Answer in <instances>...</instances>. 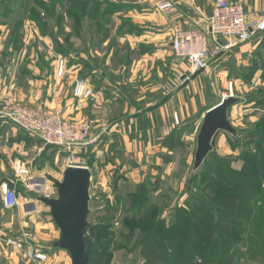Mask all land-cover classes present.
Here are the masks:
<instances>
[{
  "label": "rangeland",
  "instance_id": "1",
  "mask_svg": "<svg viewBox=\"0 0 264 264\" xmlns=\"http://www.w3.org/2000/svg\"><path fill=\"white\" fill-rule=\"evenodd\" d=\"M123 3L128 4L127 0H0V106L5 101H14L62 110L72 122L88 119L93 127L92 136L100 138L99 131H104L105 125L114 119L122 118L126 111L123 96L117 93L119 100L115 101L116 94L109 86L114 83L120 86L121 76L125 81L124 69L131 64L132 56L136 59L134 55L140 57L149 51L144 45L133 48L127 40L139 30H135L132 6H121ZM258 37L264 42V35ZM254 53L264 60V45ZM60 60L66 62L62 76L58 68ZM254 61L250 67L231 72L224 80H220L219 74V79L209 77L212 83L216 81V103L224 95L240 100L230 109L229 117L238 134L234 137L220 132L213 144L214 151L198 171H193V166L201 125L197 135L177 137L173 142L175 149L171 152L166 149L161 154L160 166L155 163L143 169L146 158L135 159L140 155L136 150L124 158L125 163L123 159L111 162L113 169L105 158L93 161L90 154L79 155L81 164L87 165L92 173L88 236L95 253L107 251L105 256L98 257L97 253V259L106 258L109 264H229L233 257L234 264H264V181L261 182L264 177L251 198L244 195L248 192L242 187L235 190L228 182L222 184L231 187L225 197L233 198L229 207L232 219L225 222L232 223L231 235L213 229L206 237L202 231L197 232L195 223L196 217L204 215L196 214L194 218L182 211L193 210V199L206 193L200 179H194L197 174H208V181L213 183L221 174L220 166L227 163L237 176L253 172L250 169L244 172V153L264 161V139L260 135L264 128L259 127L264 120V73L258 69V60ZM191 74L194 73L187 72L184 82H190ZM141 76L140 72L139 90L144 81ZM78 82H83L91 92L88 99L75 98ZM102 88L103 98L98 101ZM133 94L135 98L141 97L140 93ZM96 104L97 110L93 107ZM174 119L178 124L177 114ZM115 152L121 157L126 151L120 143ZM17 160L32 168L35 182L45 185L44 192L37 186L26 188L15 173ZM67 165V153L45 146L0 116V219L1 223L2 219L8 223L13 220L11 229L16 230L13 241L20 243L22 249L12 247L27 264H48V255L42 251L47 246L53 249L60 239L56 237L60 231L51 210L40 199L55 192ZM4 183L17 189L18 208L3 207ZM214 185L208 188V201L217 220H221L220 203L214 202ZM52 223L55 227L50 228ZM155 234L164 239L165 250L160 251L157 246L158 260L149 256L150 244L160 245L161 239L153 238ZM208 242L211 247L204 251ZM38 252L44 253L45 261H35Z\"/></svg>",
  "mask_w": 264,
  "mask_h": 264
},
{
  "label": "crops",
  "instance_id": "2",
  "mask_svg": "<svg viewBox=\"0 0 264 264\" xmlns=\"http://www.w3.org/2000/svg\"><path fill=\"white\" fill-rule=\"evenodd\" d=\"M164 1L174 4V9L169 14H163L157 9L158 3ZM233 1L244 4L246 11L253 17L259 18L264 13V0ZM127 2L133 8L131 13L135 30H139L138 33L128 36L127 40L133 48L136 45H144L149 51L140 57L134 55L136 59L132 56L131 64L124 69L127 71L125 81L121 76L120 86L115 83L109 86L116 94L115 101L119 100L117 93L124 98L126 111L123 117L106 124V129L99 131L97 136L100 138L97 142L80 153L92 155L93 161H102L105 158L106 164L109 163L113 169L111 162L123 159L122 163H125L124 158L136 150L140 155L137 154L135 159H143H140L141 156L146 158V164H142L145 169L155 163L157 166L162 165L161 154L166 151L163 143L172 134L181 133L188 138L193 136V133L197 135L202 125L201 120L207 111L217 104L216 81L212 83L211 78L219 79L220 76V80H224L231 72L235 73L241 68L251 66L254 51L258 50L262 41L257 39L258 35L247 43L233 41L229 49L222 51L219 57L212 60V65L208 69L191 74L192 78L187 83L183 77L187 76V72L192 73V70L187 62L174 56L171 49V28L175 24H180L186 30L207 31L216 0H127ZM209 38L210 48L214 49L217 44L210 36ZM219 42L223 45L229 44L226 40ZM156 61L158 64H155ZM140 72L144 80L142 87L140 86L141 90L138 89ZM116 74L119 75L118 71ZM103 90L104 88L97 95L98 101L103 98ZM134 92L140 93L141 97L135 98ZM104 103L108 101L104 100ZM93 107L99 109L98 104ZM175 114L178 117V124L174 119ZM184 130L185 133H182ZM120 143L126 151L121 157L119 152H115ZM12 221L11 219L8 223L2 219L1 223L0 219V264H27L22 254L7 243L15 239L13 235L16 230L11 229ZM49 227L55 226L52 223ZM55 233L54 230V236ZM56 235L59 239L60 234L57 232ZM42 252L48 255V264H72L69 253L64 250L56 247L51 249L47 246Z\"/></svg>",
  "mask_w": 264,
  "mask_h": 264
},
{
  "label": "built area",
  "instance_id": "3",
  "mask_svg": "<svg viewBox=\"0 0 264 264\" xmlns=\"http://www.w3.org/2000/svg\"><path fill=\"white\" fill-rule=\"evenodd\" d=\"M157 9L163 14H169L174 9V4L169 1L159 2ZM264 34V13L259 17H253L245 9L244 4L233 0H216L213 16L209 21L207 31L201 29L186 30L180 24L171 28V48L174 56L188 63L192 73L208 69L212 60L219 57L225 49H229L233 41L238 43L250 42L254 36ZM217 44L210 48V38ZM220 40H226L229 44L223 45ZM58 68L61 76L65 72L66 62L60 60ZM83 82H78L74 89L75 98L88 99L91 92L85 89ZM233 96V95H232ZM0 116L8 118L15 126L26 134L36 138L45 146L58 148L68 154V165L88 168L79 160L80 152L97 142L92 136L93 127L88 119L81 122H72L63 115L62 110H49L44 107H30L14 101H5L0 106ZM89 169V168H88ZM15 173L27 189L37 186L44 192L45 185L35 182L33 170L30 166L17 160ZM3 207L13 210L19 207V194L17 189L2 185ZM57 188L51 195L45 198H57ZM44 198V197H41ZM17 249H22L20 243L9 240L7 242ZM27 244V240H24ZM31 256V255H30ZM44 253L35 254V261H45Z\"/></svg>",
  "mask_w": 264,
  "mask_h": 264
},
{
  "label": "water",
  "instance_id": "4",
  "mask_svg": "<svg viewBox=\"0 0 264 264\" xmlns=\"http://www.w3.org/2000/svg\"><path fill=\"white\" fill-rule=\"evenodd\" d=\"M186 76L183 77V80ZM240 100L232 95L211 107L204 116L197 136V149L193 171H198L214 151V141L220 132L237 136L238 130L229 119V111ZM92 173L88 168L70 166L63 172V179L57 183V198H41L40 201L51 210L54 223L60 231L57 249L69 253L72 264H89L90 241L86 235L90 214V188Z\"/></svg>",
  "mask_w": 264,
  "mask_h": 264
},
{
  "label": "trees",
  "instance_id": "5",
  "mask_svg": "<svg viewBox=\"0 0 264 264\" xmlns=\"http://www.w3.org/2000/svg\"><path fill=\"white\" fill-rule=\"evenodd\" d=\"M114 5H116V4H114ZM117 5H120V4H117ZM121 6L127 7L130 5L123 3V5H121ZM262 35H264V34H262ZM262 35H260V36H262ZM263 45H264V42H261V45H259V48L261 49L263 47ZM259 48H258V50H260ZM256 57H258V59ZM254 60H258V65H257L259 67L258 69H261V71H263L262 73H264V60H260V56H258L257 53H254V57L252 58L251 63L255 62ZM260 126L264 128V120L262 123L259 124V127ZM255 133L256 132L254 131L253 134H255ZM179 135H181V133L172 134L170 137H168L164 141L163 145L165 146L166 149H168L169 152H171L175 149V146L173 144V142H175L174 140L178 139L177 137H179V138L183 137V135H181V136H179ZM255 135H257V134H255ZM260 135H263L262 138L264 139V133L260 132ZM242 158H243L244 163H245L243 166L244 172L248 171V170L245 171V169L254 170L253 172H251L247 176H245L243 174L237 176L236 174L231 173V171H230L231 167L227 163L223 166H220L218 172H221V174L215 179L216 182L214 181L212 183L211 181H208V177H209L208 174L204 175V176L197 174L194 178L196 180L200 179L201 183L205 185L204 190L206 193L203 196H196L193 199V201L191 203L193 210H189V211L188 210H182V211H183V214H186L188 216H192L194 218H195L196 214L198 216L204 215V217H202V218L196 217L195 223L198 225V228H196L197 232L202 231L206 237H209L211 235V232L213 229H215L217 233H225L226 235L232 234V230H233L232 225H231L232 223L225 224L226 221H229L230 219H232V216H230L231 211H230L229 207H230V204L233 203V201L231 200L233 198H226L225 197V193H227L231 189V187L228 188V187H226V185H222V184H224L225 182H228V186L231 184L233 189H235V190H238L239 188L242 187L248 192L244 195H247L246 196L247 198H251L252 194L255 193L256 188H258V186L261 185V182L264 181L262 179L264 177V161H262L261 159L259 160L257 158V156H253L252 154L248 155L246 153L242 154ZM205 168H206V166H205ZM261 179H262V181L259 184L258 182ZM211 184H215L214 188H213V194H215L214 202L216 204L220 203L221 207L220 208L218 207V212L220 209L221 220H217L216 215L214 214L212 208L210 207L209 201H208L209 197H210L209 196L210 192L208 191V188ZM248 194H251V196ZM206 220H209V222H208L207 226H204ZM161 222H162V220H161ZM152 225H154V227L157 226V224H152ZM88 228H89V225L86 229V235L90 241V246H91L89 264H93V263H95V264H109L108 261L106 262V258H98L97 259V257H96L97 253H98V257L100 255L105 256V255H107V251L106 252H100L101 254H99V252H97V253L94 252V250H93L94 243H93L91 237L88 236ZM158 228H161V226L159 225ZM158 228H156V229H158ZM244 229H245V227H244ZM164 231L166 234L165 227H164ZM195 232L196 231H194V235H195ZM244 232H245V230H243L242 232H239L238 233L239 237H241ZM195 236L197 237V240L199 242V240H200L199 237L197 235H195ZM156 237L159 238V236H157V234H155L153 236V238H156ZM159 239H161V240H159V243H158L160 245H157V243H151L149 246V256L151 258H154L155 260L159 259V256H157V254H156V251L158 249L157 246L159 247L160 251L165 250L164 239L163 238H159ZM174 239H175V241H174L173 245H175V243H176L177 236H175ZM202 241H203V239L201 240V242ZM211 242H212V240H211ZM211 242H208L206 244L205 247L207 249H205L204 251L208 250V248L211 247V244H212ZM194 247H195V243L193 242V244H191V248L193 249ZM107 259H109V258H107ZM229 264H234V258L233 257L230 258Z\"/></svg>",
  "mask_w": 264,
  "mask_h": 264
}]
</instances>
